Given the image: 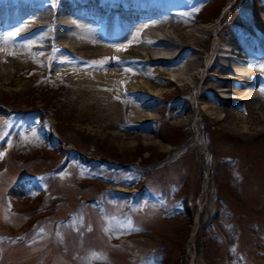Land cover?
I'll return each mask as SVG.
<instances>
[{
	"label": "rangeland",
	"instance_id": "rangeland-1",
	"mask_svg": "<svg viewBox=\"0 0 264 264\" xmlns=\"http://www.w3.org/2000/svg\"><path fill=\"white\" fill-rule=\"evenodd\" d=\"M67 1L72 0L51 4L52 10L64 8ZM178 1L186 5L173 11L165 28L197 25L205 30H195L202 40L187 38L198 47L192 55L197 67L187 75L180 72L185 76L176 85L160 83V73L139 75L143 64L112 58V50L91 54L72 48L88 56L87 63L93 67L97 63L128 66L135 84L136 78H148L147 83L163 98L149 103L148 117L125 111L123 106L130 100L119 102V117L106 127L100 121L94 123V106L83 111L86 115L77 111L78 104L71 101L77 99V87L59 78L50 81L43 71L58 66L59 57L78 69L93 67L76 64L57 50L53 53V47L51 54L24 55L27 66L37 67L38 76L31 66L13 70L14 80L20 78V92L16 86L12 90L13 83L0 87V264H238L234 252L240 253L238 260L244 264H264V170H260L264 169V128L242 129L239 122L234 127L223 121L218 124L198 104L199 92L214 70L216 47L227 35L264 40V29L256 31L251 26L255 22L264 27L263 0H240L237 7L232 6L233 0H196L193 5ZM197 15L198 21H191ZM250 27L252 35L246 31ZM53 31L62 30L55 27ZM129 53L139 55L118 51L119 57ZM203 69V77L197 75L192 81L191 75ZM15 108L26 119L18 123L15 118H2ZM135 120L149 121L139 126ZM41 122L51 138L48 148L44 137L34 131ZM152 132L155 137L147 141L144 136ZM131 139L134 144H129ZM57 143L63 151L56 149ZM74 150L91 162L78 166L69 155ZM204 171L209 174L201 195L205 203L194 223ZM112 184L134 191L118 196ZM174 206L186 212L173 210Z\"/></svg>",
	"mask_w": 264,
	"mask_h": 264
},
{
	"label": "bare ground",
	"instance_id": "bare-ground-1",
	"mask_svg": "<svg viewBox=\"0 0 264 264\" xmlns=\"http://www.w3.org/2000/svg\"><path fill=\"white\" fill-rule=\"evenodd\" d=\"M81 3H82L81 1L77 3H73V2L69 3L70 10L73 11L74 7L80 5ZM121 7H122L121 5H118L114 8V10H119L121 9ZM81 13L83 14L85 12H81ZM27 16L28 18L25 20H21L20 24H22L23 26L36 24L34 31L39 29H47L50 32L49 37L51 36L50 38H55L57 40L58 45H61V47L63 48H67V47L74 48V50L77 49L82 53H91V54H106L108 53L109 50H112L113 52H111V54L114 55L118 54V51L120 50L126 52H132V53H139L138 56L141 59V62H143V67H141V69L139 70V75L142 74L146 76L157 75L158 70L156 68V64H166V65L171 64L178 66L176 68L177 71L172 74L174 79H182V77H184L185 75L181 73H185L187 75L188 73H191L190 70L192 68L197 67L196 66L197 63L195 62L196 60L194 61V59H186L183 61L182 57L184 53L191 51L192 44L189 43L191 39L193 40L201 39L199 38V35H197L195 30L201 32L202 30H205L204 28H202V26H197V25L193 27L194 30L190 29L191 27L188 29H184L181 26H171L170 28L167 29L165 28L167 22L163 20L162 23L155 22L153 24H148L145 26L149 28V34H148L149 38L156 36V39L153 42H149L145 40H138L137 38H133L129 36L135 34L134 31L137 28V24L134 22L131 26H129L128 36L124 39H121L122 40L121 43L110 44V46L109 45L107 46L102 41L95 39L94 36L96 35L78 34L76 31L78 25L73 23L75 18L70 17V15L66 14L65 10L63 9L55 10V11L38 10L35 13H27ZM17 17L22 18L23 15L17 14ZM66 20H69L70 22ZM55 27L56 28L59 27L62 31L54 33L53 28ZM81 29H86V28L83 27ZM208 34H210V32ZM23 37L24 36L21 35L13 36L12 34H8V35L0 34V87H4L3 85L5 83L6 84L13 83L14 87L12 88V90H16L17 87V90L19 91L20 87H22L18 83V80L20 78L18 80H14L15 78L12 75L13 70L15 71V69L17 68L31 66V65L27 66L28 64L25 61L26 59H24V55L26 51L29 48H31L34 44H36L37 46H39V44L40 46H44V44L47 42V38L44 37L43 35H38L37 42H33V43L23 41L22 40ZM187 38H189L190 40H187ZM11 39L13 40L14 45L7 43V41ZM242 42L249 43V40L245 38V41H242V39H236L232 35L229 36L227 35V37L223 39L221 44L226 47L230 46L233 48H239V47L241 48V46L243 45ZM152 46H157V47L153 48ZM201 47L202 46H200V48ZM250 47L252 48L253 51H258V50L264 51V40L257 41L256 43L250 42ZM159 49H164V50L160 52ZM175 50H178V52H175ZM231 52L232 51L229 50V53ZM213 54L214 53H212V55ZM129 55L131 54L129 53ZM233 55L234 54H231V56H223V57L217 55L213 58L214 62H212L213 66L211 70L212 69L214 70L212 72H209V78H208L209 82H206L204 80L206 87L202 89L201 94L203 93V96L199 100L198 104L200 105L203 113L205 112L204 115L210 116L211 120L219 121L218 124H220V121H223L225 122V124L234 127L239 122L240 124L239 126H241L242 129H245L247 127H257L262 130L264 128V83L257 79L251 80L249 82L246 81L245 80L246 78L244 77L245 76L249 77L250 74H253L258 70L264 69V52L263 54L261 53L262 56H259L257 58H250L247 52L244 51L243 54L244 60L239 59L242 58V56L239 54H235V56L232 57ZM209 62H211V60H209ZM209 62H207V65ZM56 63H58V66H51L49 68L44 69L43 71L44 75H46V77L50 81L59 78L61 79L60 81H63L74 88L77 87L78 89L77 99L73 98V100L71 101L73 103H77L79 108L78 107H77L78 109L76 107L74 108L77 109V111L79 110V112H82L83 114L84 113L83 111L85 109H89L90 107L94 106L96 108L95 109L96 113H95V117L93 116L94 117L93 121L95 124H97V122L100 121L102 127L103 126L106 127L113 123V120H115L116 117L119 115L118 110L121 109L122 106L119 102L122 101L123 99L130 100V104L123 106L125 107V110L131 113H136L137 114L136 117L143 116V118L145 116L148 117V115H150V113L152 112V110H150L151 112L147 111L148 109H150L149 103L151 101H154L156 103L161 101V96H160L161 94L159 95L157 91H155L153 88L150 87V85L147 83V80H145L148 78L145 79L142 77H139L138 79L136 78L137 80L136 84L134 83V81L132 82L130 80L132 76L130 75L131 73L127 71V69H129L128 66H126L128 67L126 69L124 67H118L115 64H108L109 66H104V65L102 66V65H98L97 63V66L87 71V70L78 69L76 68L77 66L74 67L75 65L74 66H71L70 64L68 65L66 63V60L64 59H59L56 61ZM30 70L35 75L38 74L37 67H32ZM177 72L179 73L181 72L179 74L180 76H178ZM198 72L199 71L191 75L193 80L196 78V74ZM203 72L204 69L199 72L198 74L199 78L203 77ZM207 74L208 72L207 73L205 72V75ZM236 76H242L243 78L235 79ZM182 82L183 81H181V83ZM214 87L217 88L214 89ZM243 90H246V93L243 92ZM241 92L244 94H242ZM123 93H125L127 96L123 97ZM229 93H235V94L241 93L242 96L236 98L225 96L226 94ZM155 109L156 108L154 107L153 110ZM79 112L77 114H79ZM83 115H86V112ZM83 115H80V117L81 116L83 117ZM84 118L86 117L84 116ZM247 118H249L248 120L249 123L245 124L244 121ZM242 121L243 123H241ZM206 123L209 122L206 120ZM219 127L222 126L219 125ZM115 132H113L112 135H115L116 134ZM135 135L136 134L132 133L129 136L133 138ZM144 137L148 141L154 138L155 135L152 132ZM197 142L202 144V141L199 138H197ZM129 144H134L133 139L130 140ZM162 146L168 147V145L166 144H162ZM256 166L258 167V165ZM260 170L262 171L264 169H260ZM206 177H207V173H205L203 179L202 189L198 200V206L202 204L201 195L206 191L207 188ZM195 222L196 219H194V223Z\"/></svg>",
	"mask_w": 264,
	"mask_h": 264
}]
</instances>
